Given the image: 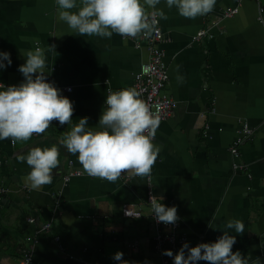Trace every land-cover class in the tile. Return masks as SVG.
<instances>
[{"label": "crops", "instance_id": "0c3cea01", "mask_svg": "<svg viewBox=\"0 0 264 264\" xmlns=\"http://www.w3.org/2000/svg\"><path fill=\"white\" fill-rule=\"evenodd\" d=\"M235 6L237 12L218 25H206L208 15ZM157 9L168 17L159 19L161 48L169 74L165 91L176 104L157 129L151 175L124 174L113 183L83 174L63 183L65 173L83 169L59 145L71 126L58 121L29 141L0 140V264H17L24 248L33 252L31 264H119L113 259L117 251L129 264H159L148 184L161 203L177 207L179 232L186 237L178 250L185 242H215L228 220L239 219L243 234L228 229L236 237L233 252L264 264V0H216L212 12L196 19L181 17L164 0ZM202 28L209 31L196 37ZM53 44L56 52H47ZM37 46L46 50L47 80L72 88L61 94L73 102V123L88 117L93 130L99 129L107 91L132 88L134 73L147 59L146 49L130 38L75 35L58 19L56 0H0V52L10 53L12 61L0 70L5 87L24 80L18 70L23 54ZM243 122L253 133L234 156L230 146ZM52 146L59 148L60 168L53 170L51 184L30 190V168L16 155ZM123 203L144 216L123 217Z\"/></svg>", "mask_w": 264, "mask_h": 264}, {"label": "clouds", "instance_id": "9594fccd", "mask_svg": "<svg viewBox=\"0 0 264 264\" xmlns=\"http://www.w3.org/2000/svg\"><path fill=\"white\" fill-rule=\"evenodd\" d=\"M161 0H56L58 19L67 24L75 35L111 38L113 33L125 40L143 35L151 38L158 29V18L168 17L157 9ZM168 9L175 7L185 19H196L214 10L216 0H164ZM151 9V13L148 12ZM39 42H37L38 44ZM48 45L47 52H56ZM25 63L19 66L24 80L19 85L0 82V140L10 139L12 144L29 141L33 135H42L53 121L70 125V130L59 140L67 153L76 155L83 171L93 178L116 182L122 175L145 178L151 175L159 148L154 138L160 117L154 114L135 88L109 91L99 118V129L88 125V117L73 123V102L46 78V50L35 47L27 51ZM7 61V65L5 64ZM10 53L0 52V70L11 65ZM57 146L31 147L27 153H17L18 162L29 166L25 184L30 190H40L52 183L53 170L60 168ZM162 196H150L152 214L159 223L175 224L176 206L161 203ZM128 214V213H126ZM129 215V214H128ZM140 215L134 216L139 218ZM215 217L212 218L214 220ZM212 220L209 227L215 229ZM224 234L215 242L199 243L189 247L185 242L173 255L168 249L164 255L173 257V264H250L239 251L233 252L237 234L245 231L239 219H230L223 227ZM187 250V252H186ZM113 259L129 264L123 252L117 251ZM251 264H261L257 257Z\"/></svg>", "mask_w": 264, "mask_h": 264}, {"label": "built area", "instance_id": "2783aa9c", "mask_svg": "<svg viewBox=\"0 0 264 264\" xmlns=\"http://www.w3.org/2000/svg\"><path fill=\"white\" fill-rule=\"evenodd\" d=\"M238 7L227 8L217 15H208L205 20L206 25H218L224 18L230 17L232 14L236 13ZM151 13V11L149 12ZM209 28V27H208ZM158 29L159 31L155 33L151 38H145L143 35L138 38L132 39L133 44L136 48L143 47L147 51V59L141 64L138 71L133 75L132 88L137 89L141 93V98L148 104L150 110L160 117V121L168 119L174 111L175 100L169 96L165 91V85L169 79V74L167 71L166 64L163 59V49L161 44L164 41V35L159 25L158 18ZM209 29H200L196 37L207 34ZM9 86V85H8ZM59 88V87H58ZM61 91H71V86H64L59 88ZM109 91L106 93V96ZM106 100V97H105ZM105 103V101H104ZM253 129L247 123H241V126L236 131V138L230 146V152L234 156L238 154V146L243 142L246 137L251 136ZM35 135V134H34ZM2 159L0 157V164ZM71 164L72 161H69ZM87 175L81 169L71 170L63 175V183L70 180L71 177L76 175ZM89 176V175H88ZM4 191L3 189H0ZM150 196H153L152 189L150 185L147 186L146 203L149 209V215L151 218V226L153 228L152 241H153V251L158 258L159 264H173V257H169L163 254L165 250L170 249L173 255L178 251L179 244L185 240V236L180 234V218L175 224L165 225L163 223L157 222L154 214L150 207ZM128 213V214H126ZM140 215L144 216L143 211L140 209L133 208V206L123 203L122 204V216L126 218H135L134 216ZM29 222L33 221V218H28ZM49 226V222H46L42 226V230H46ZM58 239V237H56ZM37 242V239H33V244ZM33 262V252L29 248H24L21 250L20 257L17 264H31ZM92 264H103L99 262H93Z\"/></svg>", "mask_w": 264, "mask_h": 264}, {"label": "bare ground", "instance_id": "6f19581e", "mask_svg": "<svg viewBox=\"0 0 264 264\" xmlns=\"http://www.w3.org/2000/svg\"><path fill=\"white\" fill-rule=\"evenodd\" d=\"M204 138V137H203Z\"/></svg>", "mask_w": 264, "mask_h": 264}]
</instances>
